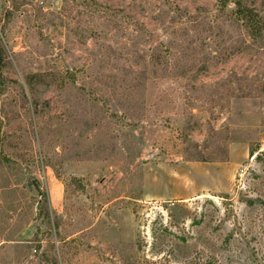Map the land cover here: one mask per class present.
Instances as JSON below:
<instances>
[{
  "label": "rangeland",
  "instance_id": "rangeland-1",
  "mask_svg": "<svg viewBox=\"0 0 264 264\" xmlns=\"http://www.w3.org/2000/svg\"><path fill=\"white\" fill-rule=\"evenodd\" d=\"M236 1L264 23V0H0V264L255 263L264 30Z\"/></svg>",
  "mask_w": 264,
  "mask_h": 264
},
{
  "label": "trees",
  "instance_id": "trees-1",
  "mask_svg": "<svg viewBox=\"0 0 264 264\" xmlns=\"http://www.w3.org/2000/svg\"><path fill=\"white\" fill-rule=\"evenodd\" d=\"M221 8H225L228 4V0H220ZM234 14L236 18L243 23V25L251 32L260 33L264 30V23L258 18L251 9L247 8L242 4L241 1L234 2ZM259 239L261 240L260 244V253L261 256L256 259L254 264H264V227L257 232ZM229 236H227L228 239ZM225 239V241H227Z\"/></svg>",
  "mask_w": 264,
  "mask_h": 264
}]
</instances>
